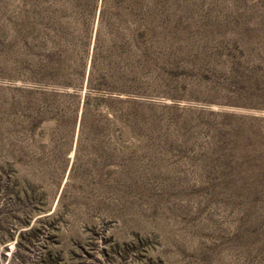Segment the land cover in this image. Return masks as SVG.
<instances>
[{
    "label": "rangeland",
    "instance_id": "374dc122",
    "mask_svg": "<svg viewBox=\"0 0 264 264\" xmlns=\"http://www.w3.org/2000/svg\"><path fill=\"white\" fill-rule=\"evenodd\" d=\"M0 264H264V0H0Z\"/></svg>",
    "mask_w": 264,
    "mask_h": 264
}]
</instances>
